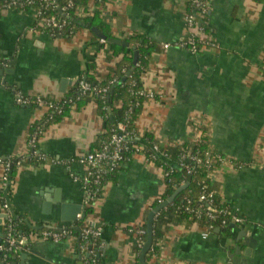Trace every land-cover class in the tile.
<instances>
[{"label": "crops", "instance_id": "0c3cea01", "mask_svg": "<svg viewBox=\"0 0 264 264\" xmlns=\"http://www.w3.org/2000/svg\"><path fill=\"white\" fill-rule=\"evenodd\" d=\"M205 2L204 11L195 13L200 28L195 52L178 45L190 37L185 21L189 0H104L99 10L111 38L127 46L100 43L85 26L71 35L38 32L33 9L0 8V62L12 70L4 73L6 83L0 85V157L22 158L10 173L7 192L20 231L79 227L76 215L85 213V207L80 183L73 177L80 178L85 167L71 159L96 147L103 121L93 101L72 107L45 127L38 140V149L58 162L38 163L32 160L28 141L32 126L46 111L17 105L15 93L59 99L92 62L95 78L103 80L122 56L113 55L109 44L128 47V39L143 35L157 48L141 74L143 89L153 97L143 102L136 117L138 138L150 145L142 139L149 133L155 144L169 147L194 144L203 137L208 147L242 163L240 168L219 165L210 185L243 223H232L229 233L216 228L206 238V229L198 223L169 224L155 262L264 264V0ZM76 12L83 14L81 7ZM207 38L214 45L204 44ZM165 43L169 47L164 48ZM113 175L93 213L84 218L101 227L98 254L104 264H134L137 235L132 229L146 232L150 206L160 199L164 180L144 153L135 154ZM1 176L0 166V185ZM5 221L0 198V242ZM79 239L78 231L59 242L29 241L21 252L27 253L25 259L0 257V264H83ZM237 247L242 257L235 263L228 254Z\"/></svg>", "mask_w": 264, "mask_h": 264}, {"label": "built area", "instance_id": "2783aa9c", "mask_svg": "<svg viewBox=\"0 0 264 264\" xmlns=\"http://www.w3.org/2000/svg\"><path fill=\"white\" fill-rule=\"evenodd\" d=\"M41 6L33 9L37 22L34 26L35 31L48 32L53 35L55 32L63 30L68 25L67 16L64 11L67 8L73 6V0H68L67 4L62 8H59L60 15L48 14L46 11L56 6V0H43ZM33 0H0V8L7 10H26V6L31 5ZM190 11L185 15V21L188 29L190 30V37L188 40H183L178 43L182 48H186L192 52L198 50V46L195 40L196 32L200 29L196 25L195 13L198 11H204L206 2L205 0H189ZM198 38V37H197ZM100 43H104V39H99ZM206 45H214L208 38L204 40ZM164 48L169 47L168 43L163 44ZM80 92H85L90 89L88 83L83 80L78 82ZM106 88L99 89L98 92L105 91ZM140 95L146 98L153 97V94L145 89L139 91ZM77 99L78 96L76 97ZM73 104L72 99H53L50 97H43L41 95H26L21 92H16L14 95V102L21 106H34L36 108H42L46 111L45 116L38 123L35 124L32 134L29 138L28 144L31 149V157L33 161L38 163H55L58 162L54 158H48L43 152L38 149V140L44 134L45 125L48 120L52 119L53 112L60 113L59 108L60 102ZM139 135V134H138ZM132 133L126 130V124L123 122L118 123L117 126L111 130L110 135L104 139L97 148L90 150L88 153L72 158L71 161H77L85 167L84 174L78 178L73 177L80 183L83 193V205L84 207L95 205L97 199L103 194L108 179V174L114 172L119 166L124 163L132 161L135 154L144 153V146L132 145L129 143ZM167 147H163L160 144H154L151 146L153 154L151 156L159 157V154H164V150ZM182 164L187 173L193 172L196 168L203 167L209 169L212 172L223 164H230L235 168L242 167V163L235 162L232 159L227 158L223 154L213 150L210 146L202 153L192 152L188 150L181 154ZM22 158H2L0 157V166L2 168L1 185H0V198L1 206L6 215L4 237L0 242V257L4 261H9L12 258H18L21 255L24 246L33 240H50L52 242H59L69 235H71V229L73 226L61 225L59 227H47L43 228L38 232H31L25 234L20 231L18 222L13 217L10 210V203L7 200V192L11 186V167L12 165H19ZM163 161V160H162ZM161 176L164 179L168 176V172L164 171L163 168L159 167ZM197 204L192 206V200L186 199L185 210L195 217H200L204 214L206 218L211 221L208 222L206 230L202 233V237L206 238L207 235L214 228L213 222H218L219 225H225L226 223H243L242 217L227 203H223L221 206H217L214 203V192L206 191L203 188ZM76 218L79 220L81 214H77ZM137 235V242L139 246H142L145 241L146 232L143 228H135ZM101 234L100 226H83L80 228L79 236L80 239L87 241L91 239V244L87 252L88 255H95L96 251L99 250V236ZM84 249V247H83ZM153 264H157L154 262Z\"/></svg>", "mask_w": 264, "mask_h": 264}, {"label": "trees", "instance_id": "16d2710c", "mask_svg": "<svg viewBox=\"0 0 264 264\" xmlns=\"http://www.w3.org/2000/svg\"><path fill=\"white\" fill-rule=\"evenodd\" d=\"M43 2V0H33V3L26 6V9H36L41 6ZM67 2L68 0H56V6L52 9H48L46 11V15L54 14L59 16V8L65 6ZM103 2L104 0H73V6L64 11L69 22L68 25L63 30L55 32L53 35H71L73 34L75 28L85 26L88 29L96 27L107 38L112 37L113 35L111 34L110 28L99 10V5ZM92 6L93 8H91ZM78 7H81L83 10L82 16H77L76 10ZM189 8H191L190 5L188 9ZM128 41H130V45L128 47L109 44L110 51L113 55H117V53L122 52V56L118 64L109 70L107 76L103 80H97L95 78L94 63L92 62L88 64L85 76H81L74 83L72 89L62 95L63 99H72L74 105H71L70 103H63V101H61L59 105L61 112H53L52 119L47 121L45 127L68 114L72 107L79 108L88 101H93L95 102L98 113L102 117L103 121V132L98 136L96 140V147L94 148H97L100 143L110 135L111 130L121 122L126 124V130L130 132V134L132 133L129 143L132 145L142 144L135 131L136 117L141 110L143 102L147 99L145 96L139 94V91L143 90L141 74L146 69L150 55L156 50L157 44L143 35L134 36L132 39H128ZM135 50L137 51V62L133 66L130 75L123 80L128 68L132 64L133 52ZM80 80L88 83L90 89L85 92H80L78 85ZM102 88H106V90L98 92V90ZM110 88H112V90L109 93ZM77 96L79 99L76 98ZM30 107L34 106L30 105ZM34 126L35 124L32 126V129ZM142 139L149 142L151 146L156 143L154 137L149 133H145L142 136ZM207 148L208 144L205 140H203V137L202 140L197 141L194 144L185 142L167 147L164 150L167 160L175 162L179 165V168H173L166 161H162L158 156L153 158L151 156V154H153L151 147L144 146L145 156L147 159L151 160L155 165L168 172V176H165L163 179L164 191L162 192L160 199L153 201L150 207H156L159 201L166 200L179 186L187 184L186 188L181 191L171 203L156 213L152 223V240L145 254L144 264H153L156 261L160 253L161 241L165 237L169 224H180L183 222L198 223L202 227L206 228L208 222H211L206 218V216H204V214L200 217H195L185 210L186 199H191L192 206H194L198 203L197 200L203 188H205L206 191H213L210 185V170L200 167L196 168L191 173H187L183 165L180 166V164H182V159L180 158L182 153L188 150L202 153ZM119 168L120 166L114 172L108 174L106 178H113V174H115ZM14 169L15 165H12L11 173ZM213 192L214 203L217 206L223 205V202H221L217 193L215 191ZM84 211L85 216L91 215L93 213V206H86ZM213 224L214 228L212 231L219 228L221 232H230L229 222L225 225H219L218 222H213ZM77 225L80 228L83 226H93L90 225L89 222H86L85 218H80L77 221ZM70 229L71 234L76 235L78 233V230L74 226ZM90 240L91 239L84 241L79 239L80 246L84 247L82 250L83 264H104L100 259L98 250L95 255L87 254L89 246L92 245ZM142 246H139L137 241L133 246V250L136 252V261L134 264H140L139 255L141 253Z\"/></svg>", "mask_w": 264, "mask_h": 264}, {"label": "water", "instance_id": "95a60500", "mask_svg": "<svg viewBox=\"0 0 264 264\" xmlns=\"http://www.w3.org/2000/svg\"><path fill=\"white\" fill-rule=\"evenodd\" d=\"M91 31L95 34V36L97 37V38H99V39H104V40H106L107 42H109V43H114V44H121V45H124V46H127L128 45V42H126V41H121V40H119V39H116V38H107L101 31H99L96 27H92L91 28ZM136 62H137V51H134V53H133V58H132V64H131V66L129 67V69L127 70V72H126V74H125V76L123 77V80H125L126 79V77H128L129 75H130V73H131V71H132V69H133V66L136 64ZM1 63H4L3 61L2 62H0V85H3V84H5L6 83V80L3 78V75H4V73H8V72H10V73H12V70L10 69H7V68H5L4 67V65L3 64H1ZM62 86L64 85V81H62ZM111 90H112V88H110L109 89V93L111 92ZM108 110H109V108H108ZM140 142L142 143V144H144V145H146V146H149V147H151V145H148L147 143H145V141H141L140 140ZM159 158L161 159V160H163V161H166L171 167H173V168H179V165L177 164V163H175V162H172V161H170V160H167V158L164 156V155H162V154H159ZM186 185L187 184H183V185H181V186H179L166 200H164V201H162L161 203H159L156 207H154L152 210H151V212L149 213V215H148V218H147V222H146V238H145V242H144V244H143V246H142V249H141V254H140V262H141V264H143L144 263V257H145V254H146V252H147V250H148V248H149V246H150V244H151V240H152V223H153V219H154V217H155V215H156V213L159 211V210H161L162 208H164V207H166L169 203H171L174 199H175V197L181 192V191H183L185 188H186ZM84 216H85V213L84 212H82V214H81V218H84ZM74 222V221H73ZM230 226L231 227H233L234 226V224H230ZM50 227V226H49ZM76 229L78 230V231H80V227H76ZM248 253V250L245 252V254H247ZM234 254L236 255V256H234ZM228 256L230 257V259H232V261H234L235 263H236V259H241V254H240V248L239 247H237L236 249H235V251H234V253L233 254H231V253H229L228 254ZM27 257V253L26 252H23L22 254H21V258L22 259H25Z\"/></svg>", "mask_w": 264, "mask_h": 264}]
</instances>
